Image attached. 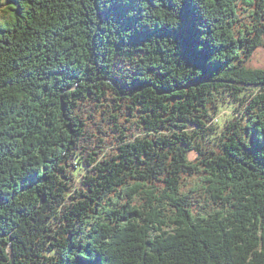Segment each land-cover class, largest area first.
Segmentation results:
<instances>
[{"label":"trees","instance_id":"1","mask_svg":"<svg viewBox=\"0 0 264 264\" xmlns=\"http://www.w3.org/2000/svg\"><path fill=\"white\" fill-rule=\"evenodd\" d=\"M129 6L9 0L0 264H264V0Z\"/></svg>","mask_w":264,"mask_h":264},{"label":"rangeland","instance_id":"2","mask_svg":"<svg viewBox=\"0 0 264 264\" xmlns=\"http://www.w3.org/2000/svg\"><path fill=\"white\" fill-rule=\"evenodd\" d=\"M9 4V0H2L0 4V21H2L5 17L8 16L9 10L7 9ZM250 68L253 69H264V47L259 48L254 53L250 63L248 64ZM229 109H223V111L217 115L216 120L225 121L227 115L229 114ZM236 115V113H235ZM114 133V132H113ZM196 157L195 153H191L188 156L189 160H193ZM81 177H77L79 179ZM79 183V182H78Z\"/></svg>","mask_w":264,"mask_h":264},{"label":"snow or ice","instance_id":"3","mask_svg":"<svg viewBox=\"0 0 264 264\" xmlns=\"http://www.w3.org/2000/svg\"><path fill=\"white\" fill-rule=\"evenodd\" d=\"M111 4L113 5V8L117 11H120L123 9L124 13L127 15L132 11V8L129 6L127 8L124 7L125 4L131 5V3L134 2V0H110Z\"/></svg>","mask_w":264,"mask_h":264},{"label":"water","instance_id":"4","mask_svg":"<svg viewBox=\"0 0 264 264\" xmlns=\"http://www.w3.org/2000/svg\"><path fill=\"white\" fill-rule=\"evenodd\" d=\"M62 111H64V106L62 105Z\"/></svg>","mask_w":264,"mask_h":264}]
</instances>
